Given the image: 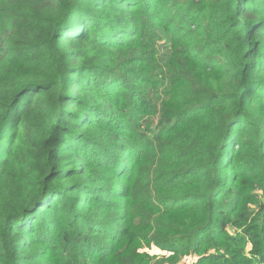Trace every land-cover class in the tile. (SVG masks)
I'll list each match as a JSON object with an SVG mask.
<instances>
[{
	"label": "trees",
	"instance_id": "trees-1",
	"mask_svg": "<svg viewBox=\"0 0 264 264\" xmlns=\"http://www.w3.org/2000/svg\"><path fill=\"white\" fill-rule=\"evenodd\" d=\"M186 260L264 264V0H0V264Z\"/></svg>",
	"mask_w": 264,
	"mask_h": 264
},
{
	"label": "rangeland",
	"instance_id": "rangeland-1",
	"mask_svg": "<svg viewBox=\"0 0 264 264\" xmlns=\"http://www.w3.org/2000/svg\"><path fill=\"white\" fill-rule=\"evenodd\" d=\"M158 120H159V117L158 116L153 119V122L152 123H154V126H156ZM259 194H261V193H259ZM247 249L250 250L251 249V246H248ZM186 263H187V260H186V262L180 263V264H186Z\"/></svg>",
	"mask_w": 264,
	"mask_h": 264
},
{
	"label": "crops",
	"instance_id": "crops-1",
	"mask_svg": "<svg viewBox=\"0 0 264 264\" xmlns=\"http://www.w3.org/2000/svg\"><path fill=\"white\" fill-rule=\"evenodd\" d=\"M157 254V253H156Z\"/></svg>",
	"mask_w": 264,
	"mask_h": 264
}]
</instances>
